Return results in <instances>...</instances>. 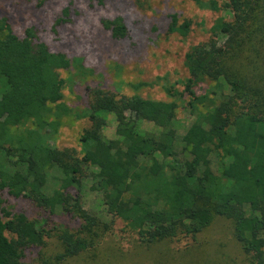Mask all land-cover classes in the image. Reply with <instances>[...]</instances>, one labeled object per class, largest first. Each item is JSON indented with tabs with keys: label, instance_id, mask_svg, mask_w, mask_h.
Segmentation results:
<instances>
[{
	"label": "trees",
	"instance_id": "1",
	"mask_svg": "<svg viewBox=\"0 0 264 264\" xmlns=\"http://www.w3.org/2000/svg\"><path fill=\"white\" fill-rule=\"evenodd\" d=\"M192 1L230 18L216 17L207 38L184 53L183 92L164 87L170 97L188 96L184 107L193 120L183 134L178 137L174 127L176 100L94 89L79 151L59 149L49 137L72 114L61 100L60 70L75 65L82 75L81 59L50 50L31 28L18 37L0 16V190L80 220L75 230L55 228L62 250L50 258L39 250L50 232L25 213L2 209L0 264H32L37 250L38 264H58L97 244L109 224L69 191L81 185L88 168L95 169L92 189L102 195L106 212L141 244L194 238L219 215L231 221L248 264H264V0ZM134 5L143 9L147 0ZM101 24L113 38L127 33L121 16ZM191 24L170 14L167 30L186 38ZM109 115L114 138L103 134ZM141 122L155 128L141 129ZM53 171L57 186L50 188Z\"/></svg>",
	"mask_w": 264,
	"mask_h": 264
},
{
	"label": "rangeland",
	"instance_id": "2",
	"mask_svg": "<svg viewBox=\"0 0 264 264\" xmlns=\"http://www.w3.org/2000/svg\"><path fill=\"white\" fill-rule=\"evenodd\" d=\"M64 8L68 9L66 15L62 13ZM170 14H176L179 20L192 21L186 38L168 32ZM0 16H7L18 37H24V30L31 28L50 50L64 52L71 60L81 59L85 70L82 75L75 65L60 70L65 80L61 100L71 108L72 114L61 118L58 131L49 137L53 146L76 151L80 148L79 136L89 125L85 112L94 89L115 97L137 94L149 99L176 100L174 127L180 137L193 120L184 107L188 96L183 93L170 97L164 87L173 85L178 92H183L184 53L190 45L207 38L208 28L216 17L230 18L226 11L213 12L192 0H147L143 9L137 8L134 0H45L41 5L35 0H0ZM115 16L123 17L127 27L126 35L119 39L113 38L101 24L102 19ZM198 88L195 90L201 92ZM115 123L114 117L109 115L103 130L106 138L115 137ZM139 126L145 130L155 128L146 122ZM215 162L213 158L214 167ZM86 171L88 174L81 185L70 187L69 191L79 196L83 207L109 224V228L93 248L58 264H248V256L233 236L231 221L219 215L194 238L141 244L135 233L115 222L106 212L102 195L92 189L91 173L95 169ZM52 174L54 177L48 181L50 188L57 186L58 174L55 171ZM2 209L11 214L25 213L50 232L39 249L44 257L52 258L62 250L55 228L75 230L80 225V220L71 213L44 212L31 200L15 198L5 189L0 190V214ZM5 234L12 237L9 232ZM37 252L31 258L32 264L39 262Z\"/></svg>",
	"mask_w": 264,
	"mask_h": 264
}]
</instances>
